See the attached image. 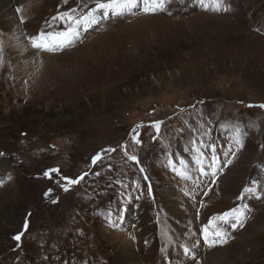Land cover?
<instances>
[{"label":"rangeland","instance_id":"1","mask_svg":"<svg viewBox=\"0 0 264 264\" xmlns=\"http://www.w3.org/2000/svg\"><path fill=\"white\" fill-rule=\"evenodd\" d=\"M97 2L13 0L0 23V264H212L230 244L222 264H264V0ZM66 12L95 20L32 47Z\"/></svg>","mask_w":264,"mask_h":264},{"label":"snow or ice","instance_id":"2","mask_svg":"<svg viewBox=\"0 0 264 264\" xmlns=\"http://www.w3.org/2000/svg\"><path fill=\"white\" fill-rule=\"evenodd\" d=\"M135 0H107L106 3L104 2H97L96 9H117V8H126L134 5ZM168 0H143V11L145 13H155L157 11H163L165 9V6L167 4ZM201 4H204V0H200ZM221 3L222 0H212L213 8L214 10L219 11L221 9ZM207 7V5H205ZM227 11V9H224ZM72 12H75V9L72 10ZM55 19H59L65 24H67V28L64 31L56 32V33H41L38 38H33L32 40V47L34 48H42L46 51H55L58 48H61L65 46V44L70 40V38L75 34V25H78L81 23V20L93 22L95 20V17L92 15V13H88L87 16L81 17L80 20L75 19L70 13H63L59 17H54ZM258 107L264 108V104L258 105ZM158 127V125H157ZM135 131V129L133 130ZM133 139L135 140L136 137L133 136ZM137 143H139L138 140H136ZM112 151H115V149H112ZM0 155H3V153H0ZM131 159H135V157H130ZM98 159H100L99 154L93 158V162L95 163ZM230 163V161H229ZM58 169H51L50 172H58ZM44 175L47 177L50 175L49 172H45ZM62 179L67 181L66 185H61L65 191H68V186L73 185L79 182V179H83V177H80L79 179H72L68 177H63ZM252 191L251 189L245 188L244 192ZM47 195V193H46ZM243 198V195L241 197ZM247 206L245 205V208ZM245 216V212L241 208H233L228 212L223 213L220 217H214L213 219H220L224 222H228L229 218H232L236 220L237 222H241V218ZM24 230L26 231L28 228V221L25 220L24 222ZM235 227V224L233 225ZM23 235V232L18 234L14 237L17 241L21 239V236ZM216 236L223 239V235L219 232L215 234Z\"/></svg>","mask_w":264,"mask_h":264},{"label":"bare ground","instance_id":"3","mask_svg":"<svg viewBox=\"0 0 264 264\" xmlns=\"http://www.w3.org/2000/svg\"><path fill=\"white\" fill-rule=\"evenodd\" d=\"M12 1L13 0H0V23L7 26V27H8V24L10 22H12V21H10V18L13 15L12 7H11ZM18 14H19V12H18ZM22 22H23V20H22ZM13 23H15V22H13ZM30 55H33V57H34L33 60H35L34 62L38 61L40 55L42 56V54H39V52L36 50H32V52L29 53V56ZM2 171L3 170L1 169L0 170V177L2 176L1 175L3 173ZM230 245L227 247L223 246V247L214 248L213 250L209 251L208 253H206V258H205L206 261H208L209 263H212V264H219V263L222 264V263L227 262L228 258L230 257L229 252H228L229 250H227V249L229 247H231L233 244L231 246Z\"/></svg>","mask_w":264,"mask_h":264}]
</instances>
